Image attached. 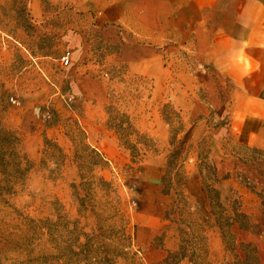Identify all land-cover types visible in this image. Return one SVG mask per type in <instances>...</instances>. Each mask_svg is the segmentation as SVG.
<instances>
[{
  "label": "rangeland",
  "instance_id": "rangeland-1",
  "mask_svg": "<svg viewBox=\"0 0 264 264\" xmlns=\"http://www.w3.org/2000/svg\"><path fill=\"white\" fill-rule=\"evenodd\" d=\"M105 5L0 0V123L31 163L0 196V264H260L264 141L233 128L235 85L195 36H133Z\"/></svg>",
  "mask_w": 264,
  "mask_h": 264
},
{
  "label": "crops",
  "instance_id": "crops-1",
  "mask_svg": "<svg viewBox=\"0 0 264 264\" xmlns=\"http://www.w3.org/2000/svg\"><path fill=\"white\" fill-rule=\"evenodd\" d=\"M102 1L109 17L122 23L131 20L128 29L132 28L133 36H195L204 62L235 85L233 128L248 133L249 146L264 141V0ZM145 51L132 58V63L152 61V54L145 55ZM254 241L260 264H264V237Z\"/></svg>",
  "mask_w": 264,
  "mask_h": 264
},
{
  "label": "trees",
  "instance_id": "trees-1",
  "mask_svg": "<svg viewBox=\"0 0 264 264\" xmlns=\"http://www.w3.org/2000/svg\"><path fill=\"white\" fill-rule=\"evenodd\" d=\"M19 145H20V139L17 136V134L14 131L5 128L0 123V176L2 177V180L0 181V196L11 194L13 192V186L20 183V181H22L25 178L26 174L30 170L31 163L30 161H28L25 155L20 154ZM132 149H135V148H132ZM91 152L92 154L96 153V151L94 150H92ZM173 156H174V153L170 157L173 159ZM170 163L168 162V167L170 166ZM206 192H208L207 193L208 196H210L213 193L217 194L218 196V191L215 189L209 190V187H208ZM209 198H210V202L212 200V205L217 204L218 198L215 199V196H212ZM224 220L227 222L226 224H228L229 219H223V218L218 219V222L222 224L221 226L225 225L224 223H222L224 222ZM92 241L93 239H89L86 242L85 247H88ZM115 250L116 251H114L111 255H108V253H104V255H100L98 259L94 258L91 264H115L114 258L123 255L122 251L117 250V249ZM254 253L256 254L255 248H254ZM74 254H75L74 255L75 257H80L82 252L80 251ZM255 259L257 260L256 257ZM85 260L86 262H91L87 259Z\"/></svg>",
  "mask_w": 264,
  "mask_h": 264
},
{
  "label": "built area",
  "instance_id": "built-area-1",
  "mask_svg": "<svg viewBox=\"0 0 264 264\" xmlns=\"http://www.w3.org/2000/svg\"><path fill=\"white\" fill-rule=\"evenodd\" d=\"M70 63V53L67 52L62 58H61V64L64 66H67Z\"/></svg>",
  "mask_w": 264,
  "mask_h": 264
}]
</instances>
